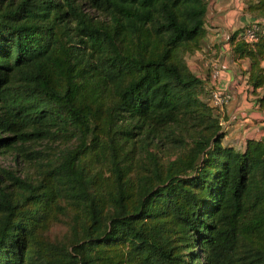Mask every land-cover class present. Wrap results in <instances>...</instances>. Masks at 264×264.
<instances>
[{
  "label": "trees",
  "instance_id": "obj_1",
  "mask_svg": "<svg viewBox=\"0 0 264 264\" xmlns=\"http://www.w3.org/2000/svg\"><path fill=\"white\" fill-rule=\"evenodd\" d=\"M207 3L0 0V146L26 164L0 166V264H264V136L226 140L186 61ZM243 11L264 27V0ZM243 27L230 56L263 109Z\"/></svg>",
  "mask_w": 264,
  "mask_h": 264
},
{
  "label": "crops",
  "instance_id": "obj_2",
  "mask_svg": "<svg viewBox=\"0 0 264 264\" xmlns=\"http://www.w3.org/2000/svg\"><path fill=\"white\" fill-rule=\"evenodd\" d=\"M244 0H208L205 15V36L201 48L186 55L190 69L209 86L207 63L217 59L222 65L219 85L231 95L225 107L226 119H231L226 140L241 146L247 136H264V108L255 106V96L248 90L243 72L247 61L230 56L229 35L253 20L243 11Z\"/></svg>",
  "mask_w": 264,
  "mask_h": 264
},
{
  "label": "built area",
  "instance_id": "obj_3",
  "mask_svg": "<svg viewBox=\"0 0 264 264\" xmlns=\"http://www.w3.org/2000/svg\"><path fill=\"white\" fill-rule=\"evenodd\" d=\"M259 32H264V27H262L260 24H257L256 21H252L245 25L243 29H241V31L238 33V37L244 41L253 42L257 39ZM207 67L209 68L210 76V100L217 109L222 111L231 99V95L228 92L223 91L219 85L222 65L219 60L211 59L207 63ZM230 125L231 119L221 120V126L223 130L229 131Z\"/></svg>",
  "mask_w": 264,
  "mask_h": 264
},
{
  "label": "rangeland",
  "instance_id": "obj_4",
  "mask_svg": "<svg viewBox=\"0 0 264 264\" xmlns=\"http://www.w3.org/2000/svg\"><path fill=\"white\" fill-rule=\"evenodd\" d=\"M210 94V93H209ZM208 94V98L209 95ZM11 134H3L1 137H7ZM32 148L38 151H47L52 145L46 142V140H37L31 144ZM0 166L4 168L17 169V173L23 174L26 169V164L22 157L17 155L15 152L7 150L0 146Z\"/></svg>",
  "mask_w": 264,
  "mask_h": 264
}]
</instances>
